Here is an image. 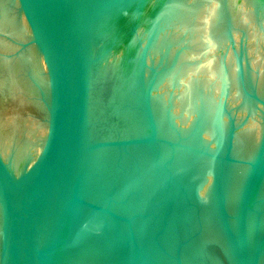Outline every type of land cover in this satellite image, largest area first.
<instances>
[{"label":"water","instance_id":"1","mask_svg":"<svg viewBox=\"0 0 264 264\" xmlns=\"http://www.w3.org/2000/svg\"><path fill=\"white\" fill-rule=\"evenodd\" d=\"M0 264H264V0H0Z\"/></svg>","mask_w":264,"mask_h":264}]
</instances>
